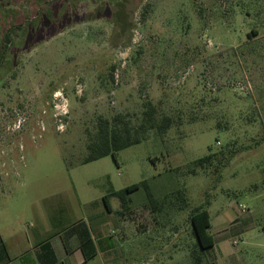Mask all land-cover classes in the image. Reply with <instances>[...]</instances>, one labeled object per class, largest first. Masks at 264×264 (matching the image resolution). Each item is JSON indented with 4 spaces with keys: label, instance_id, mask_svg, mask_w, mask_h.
I'll use <instances>...</instances> for the list:
<instances>
[{
    "label": "rangeland",
    "instance_id": "rangeland-1",
    "mask_svg": "<svg viewBox=\"0 0 264 264\" xmlns=\"http://www.w3.org/2000/svg\"><path fill=\"white\" fill-rule=\"evenodd\" d=\"M12 5L0 11V58L2 34L24 28L0 65V228L27 232L54 197L88 216L148 181L157 199L183 190L189 205L153 213L141 189L120 214L111 197L121 264H264V0ZM147 102L173 117L165 136L83 163L100 117L139 124ZM200 206L216 239L205 255L190 221Z\"/></svg>",
    "mask_w": 264,
    "mask_h": 264
},
{
    "label": "crops",
    "instance_id": "crops-1",
    "mask_svg": "<svg viewBox=\"0 0 264 264\" xmlns=\"http://www.w3.org/2000/svg\"><path fill=\"white\" fill-rule=\"evenodd\" d=\"M45 200L27 232L13 222L0 228V264H121L111 203L110 210L104 203L97 213L72 218L64 199ZM127 223L125 216L124 234Z\"/></svg>",
    "mask_w": 264,
    "mask_h": 264
},
{
    "label": "trees",
    "instance_id": "trees-1",
    "mask_svg": "<svg viewBox=\"0 0 264 264\" xmlns=\"http://www.w3.org/2000/svg\"><path fill=\"white\" fill-rule=\"evenodd\" d=\"M46 1L47 0H44L45 3ZM13 2L14 0H0V6H7L5 7L6 10L0 9V11L4 12L8 9L9 11H12L14 6L12 5ZM40 6H42V4H40ZM41 9L42 7L40 8V11ZM38 14H41V12L38 11ZM42 16L45 17V14ZM23 28L24 27L21 25H12L2 34L1 39L4 48L0 58V65L3 64L10 51L9 49L13 45V37L15 33L22 31ZM251 35L257 37L259 32L253 29ZM248 36L250 37V35ZM144 107L145 110L143 111V117L139 124H134L131 115L129 114H117L112 119L100 117L97 123L96 132L88 138V156L84 159L83 163L87 164L95 162L108 156H113L116 159L120 151L138 145L149 139L152 132L159 137L165 136L174 124L173 117L169 115H161L158 108L151 102L145 103ZM213 158L214 155H208L204 158L198 159L191 165V168L189 169L190 173L196 174L198 169L206 168V166L212 163ZM141 189L145 191L147 201L153 213H160L167 205H170L172 208L179 206V209L181 210L189 205L187 196L183 190L172 192L171 194L166 195L162 200L157 199L148 181L133 184L120 191H114L109 195L104 196L103 200L107 208L110 210V198L113 196L117 197L121 201L123 209L119 213L123 214V212H125L124 210H127L132 203L131 194ZM190 221L200 252L202 255H205L206 251L212 249L216 243L214 235L210 232L212 225L209 210L203 206L194 208L190 214ZM195 254L196 253H194V255ZM196 262H202V257L200 255H196Z\"/></svg>",
    "mask_w": 264,
    "mask_h": 264
},
{
    "label": "built area",
    "instance_id": "built-area-1",
    "mask_svg": "<svg viewBox=\"0 0 264 264\" xmlns=\"http://www.w3.org/2000/svg\"><path fill=\"white\" fill-rule=\"evenodd\" d=\"M237 243V242H236Z\"/></svg>",
    "mask_w": 264,
    "mask_h": 264
}]
</instances>
